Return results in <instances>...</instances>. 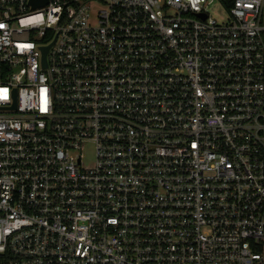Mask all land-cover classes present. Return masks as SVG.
<instances>
[{"label":"built area","instance_id":"obj_1","mask_svg":"<svg viewBox=\"0 0 264 264\" xmlns=\"http://www.w3.org/2000/svg\"><path fill=\"white\" fill-rule=\"evenodd\" d=\"M0 264H264V0H0Z\"/></svg>","mask_w":264,"mask_h":264},{"label":"rangeland","instance_id":"obj_2","mask_svg":"<svg viewBox=\"0 0 264 264\" xmlns=\"http://www.w3.org/2000/svg\"><path fill=\"white\" fill-rule=\"evenodd\" d=\"M208 11L212 17L220 22L227 19L226 11L217 2L211 4Z\"/></svg>","mask_w":264,"mask_h":264},{"label":"water","instance_id":"obj_3","mask_svg":"<svg viewBox=\"0 0 264 264\" xmlns=\"http://www.w3.org/2000/svg\"><path fill=\"white\" fill-rule=\"evenodd\" d=\"M31 2H32L33 4H43V3L46 2V0H31ZM203 17H204V15H203ZM44 49L46 50L47 47L44 48Z\"/></svg>","mask_w":264,"mask_h":264}]
</instances>
